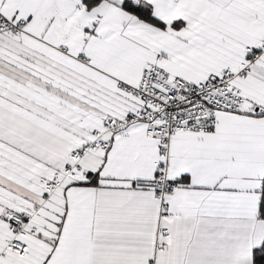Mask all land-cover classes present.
<instances>
[{"label": "snow or ice", "instance_id": "1", "mask_svg": "<svg viewBox=\"0 0 264 264\" xmlns=\"http://www.w3.org/2000/svg\"><path fill=\"white\" fill-rule=\"evenodd\" d=\"M0 264H264V0H0Z\"/></svg>", "mask_w": 264, "mask_h": 264}]
</instances>
